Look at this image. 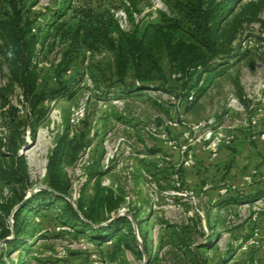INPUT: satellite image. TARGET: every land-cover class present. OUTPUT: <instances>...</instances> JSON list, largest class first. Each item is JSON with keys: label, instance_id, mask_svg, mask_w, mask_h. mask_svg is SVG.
<instances>
[{"label": "rangeland", "instance_id": "obj_1", "mask_svg": "<svg viewBox=\"0 0 264 264\" xmlns=\"http://www.w3.org/2000/svg\"><path fill=\"white\" fill-rule=\"evenodd\" d=\"M114 1L113 12L121 27L132 30L127 10ZM55 2L27 0L36 26L48 22ZM146 2L141 13L134 12L141 32L161 22L162 12L171 14L164 0ZM259 16L263 21L245 24L237 41L243 50L249 49V55L224 74L214 75L212 82L208 80L213 75L204 73L199 79L196 75L190 90L183 87L181 76L174 77L177 72L159 46L156 54L167 82L157 79L139 89L132 72L125 84L117 81L114 53L105 48L82 54L61 77L65 93L54 95L68 46L51 37L39 58V90L47 95V114L36 121L16 86L9 100L20 109L19 116L5 118L0 97V162L11 160L15 150L26 160L32 195L47 185L49 155L66 134L77 149L75 162L65 166L71 181L67 199L76 208L81 202L88 206L104 192L113 196L118 207L104 208L98 224L106 225L118 216L129 221L126 229L123 225L111 235L105 233L107 241L98 243L90 231L76 233L65 222V201L53 199L49 207L31 214L28 230L37 235H23L29 245L10 246L7 240L13 234L7 239L1 232L5 224L14 231L13 212L6 213L2 205L11 201L14 190L0 176V259L6 264H18L21 258V264H264V195L255 190L256 174L244 184L220 173L212 180L203 160L198 168L201 176L196 174L194 158L196 143L209 148L210 130H238L241 115L248 119L253 114L239 111L240 105L232 101L244 103L234 83L236 76L255 108L264 96V9ZM8 80L9 71L0 58V88ZM203 87L207 90L202 93ZM190 155L195 163L186 165ZM38 200L33 199L32 206ZM18 208L19 204L13 211ZM123 229L119 240L116 233Z\"/></svg>", "mask_w": 264, "mask_h": 264}, {"label": "trees", "instance_id": "obj_2", "mask_svg": "<svg viewBox=\"0 0 264 264\" xmlns=\"http://www.w3.org/2000/svg\"><path fill=\"white\" fill-rule=\"evenodd\" d=\"M146 1L119 0L133 23L132 30H125L113 12L117 7L114 0H82L80 4L75 0H56L50 19L39 26H36L37 18L27 8V0H0V58L9 71L8 83L0 88L4 117L15 120L19 116L20 109L9 100L16 86L21 90L29 114L36 121L46 116L44 104L48 98L45 92L39 90V58L53 36L66 41L68 46L60 62L62 68L58 79L61 82L54 95L65 93L61 77L82 54L105 48L114 53L117 81L125 84L132 72L133 78L140 82L139 89L157 79L167 82L169 78L165 67L156 54L159 46L165 48L172 69L184 79L183 87L190 90L194 87L191 82L196 75L198 79L204 73L213 75L208 80L212 82L214 75L224 74L228 67L243 61L250 52L237 43L244 25L263 21L259 16L264 9L263 0L245 3L244 0H164L171 14L162 12L161 22L151 23L141 32L134 12L141 13ZM234 83L241 100L248 105L238 76L234 78ZM206 90L207 87H203L202 93ZM72 143L66 134L59 138L48 159L49 188L43 187L29 198L26 197L32 184L26 160L15 150L11 160L0 162V176L14 190L11 201L2 205L6 213L13 212L14 231L5 224L1 232L2 238L13 234V238L7 240L10 246L29 245L23 235H37L35 230H28L31 214L49 207L53 199L65 201V222L76 233L90 231L91 237L98 243L107 241L103 239L105 233L111 232V235L123 225L126 229L129 220L125 216L115 217L106 225L98 224L104 208L112 211L118 207L112 195L99 192L88 206L81 202L77 208L67 199L71 181L65 166L74 163L77 154ZM232 162H228L227 166ZM38 197L40 200L32 206V200ZM17 204L19 208L13 211ZM124 229L116 233L117 239L123 240ZM142 238L146 239L145 232H142ZM23 260L21 258L18 264ZM0 264L6 262L0 259Z\"/></svg>", "mask_w": 264, "mask_h": 264}, {"label": "crops", "instance_id": "obj_3", "mask_svg": "<svg viewBox=\"0 0 264 264\" xmlns=\"http://www.w3.org/2000/svg\"><path fill=\"white\" fill-rule=\"evenodd\" d=\"M257 106L261 108L264 106V103L259 102ZM238 127L239 129L236 130L235 125L232 124L231 128L235 130L229 131V133H234L235 136L233 144H221L216 154L212 153L209 148L205 149L203 142L196 143L194 148V158L197 160L196 174L201 176L198 170V168L202 167L200 164L201 160L207 165V176L209 175L212 177V180L219 177L220 173V176L226 174L225 177H227L230 175L234 183L239 184L242 182L244 184L246 182L251 183L246 177L251 176L252 178L254 174H256L255 180L258 181V183L256 184L257 187L255 190L262 193L261 195H264V139L253 138L257 131L264 132V111L260 113L259 125L256 129L249 125L246 114L241 115ZM235 133H237V135ZM244 155L245 159L244 157L240 158V156L242 157ZM227 161L233 162L230 166H227ZM240 162L246 168H244ZM201 173L203 174V171H201ZM208 186H210V183H206V187Z\"/></svg>", "mask_w": 264, "mask_h": 264}, {"label": "built area", "instance_id": "obj_4", "mask_svg": "<svg viewBox=\"0 0 264 264\" xmlns=\"http://www.w3.org/2000/svg\"><path fill=\"white\" fill-rule=\"evenodd\" d=\"M180 76H181L180 73H174V77H180ZM193 98H194V95L192 93L189 95L188 99L193 100ZM259 100L264 103V96L261 97ZM232 101L235 103H238L240 105V106H237V109L239 111L251 110L253 112V114L250 116V118H248V123L254 129H256L259 125L260 113H262L264 111V106L261 108H258V106H257V108H255L254 107L255 104L253 102L252 103L249 102V104L246 105L245 103H241L238 99H234ZM229 105L232 106L233 103H230ZM253 138L254 139H259V138L264 139V132L257 131ZM206 139L210 140L209 141V148L213 151L214 154H216L218 151V148L221 144H225V145L233 144V142L235 140V136L233 133H225L222 130V127H220L218 130H210L206 135ZM194 163L195 162L192 158V155H190V157L188 159H186V161H185L186 165H191ZM246 179L248 181H251L252 178L250 176V177H246Z\"/></svg>", "mask_w": 264, "mask_h": 264}, {"label": "water", "instance_id": "obj_5", "mask_svg": "<svg viewBox=\"0 0 264 264\" xmlns=\"http://www.w3.org/2000/svg\"><path fill=\"white\" fill-rule=\"evenodd\" d=\"M45 187H46V188H49L47 185H46ZM32 191H33V190L30 191V193L27 195L26 198H28V197L31 195ZM7 239H9V237H8Z\"/></svg>", "mask_w": 264, "mask_h": 264}]
</instances>
